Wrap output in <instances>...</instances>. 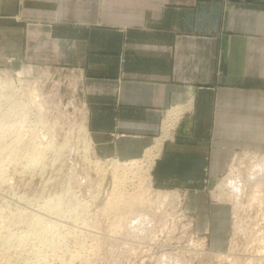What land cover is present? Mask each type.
<instances>
[{
	"label": "crops",
	"instance_id": "crops-1",
	"mask_svg": "<svg viewBox=\"0 0 264 264\" xmlns=\"http://www.w3.org/2000/svg\"><path fill=\"white\" fill-rule=\"evenodd\" d=\"M78 80L93 151L139 161L179 116L151 173L188 191L212 246L222 210L202 191L236 151H264V0H0V70ZM215 230V229H214Z\"/></svg>",
	"mask_w": 264,
	"mask_h": 264
},
{
	"label": "rangeland",
	"instance_id": "rangeland-1",
	"mask_svg": "<svg viewBox=\"0 0 264 264\" xmlns=\"http://www.w3.org/2000/svg\"><path fill=\"white\" fill-rule=\"evenodd\" d=\"M1 70L7 72L0 74V264H157L164 252L182 255L188 264L193 250L199 252L193 264H264V194L258 202L244 198L234 212L231 204L220 203L218 189L232 169L243 172L248 166L240 159L256 160L264 151H236L223 174L204 180L206 202L222 210L216 228L210 220V232L222 243L212 246L209 229L198 232L186 207L187 194L198 190L158 189L153 167L148 196L125 183L121 194L124 201L143 194L138 211L156 216L154 229L124 231L135 211L121 214L123 209L104 204L112 193L108 168L115 159L97 156L79 134L85 109L78 80L46 68ZM34 87L40 106L32 101ZM137 163L144 166L143 160ZM172 192L178 193L174 200L164 197Z\"/></svg>",
	"mask_w": 264,
	"mask_h": 264
},
{
	"label": "bare ground",
	"instance_id": "bare-ground-1",
	"mask_svg": "<svg viewBox=\"0 0 264 264\" xmlns=\"http://www.w3.org/2000/svg\"><path fill=\"white\" fill-rule=\"evenodd\" d=\"M6 72L7 71H5V70H0V74L3 73L5 76H6V74H5ZM30 91L31 90H29V92ZM31 93L33 94V95L32 94L31 95L33 96V99H34L32 101L35 102V103L36 102H39L40 103L41 102V99H40L41 96L39 95V91L37 90V87H34V89H33V91ZM38 99H40V100H38ZM38 106H40V105H38ZM178 118H179V116H177V117L176 116H170L168 118V120L166 122H164V125H163V136H164V139L158 140V142L155 145V147H153L152 149H150V150L147 151V153L145 155V160L143 159L144 166H142V168L139 169L137 167V165H138L137 160L138 159L137 160L129 161L127 164H124V162H123L122 165H124V166L121 165V161L114 160V162L108 168V169L111 170V174H112V186H113V188H112V193H111L110 197L108 199L106 197L107 201L104 204H106L109 208H112V210H115L117 208L116 210H119L120 211L119 208L123 209L120 212L121 214H125L127 212H129L131 214L133 211H135V212H133L135 214V216H133V217L131 216V221L130 222L126 221V225L127 226H126V228L124 227L125 228L124 231L130 229V231H132V232H137L136 234H138V233L143 234L145 231L146 232L148 231L147 228L152 229V231L154 229L153 227L156 224L155 223V217L156 216L154 215L155 216L154 217L151 214H148V212L146 213V212H143V211H138L139 209H142V207H139V205H140V202H141L140 200H141L143 194H141V195L138 194L139 193V191H138L137 195L135 194V196H133V197L132 196L131 197H128L129 199L126 200V201H124L123 200V197H122V194H121V189L124 186L123 183H125V184H128L131 187H138L139 190L146 192L145 194L147 196L150 194L149 191L151 190V175H150L151 168L153 167V163H154L155 159L157 158V156L159 154V150H160V147L162 145V141L164 142V140L165 141L166 140H169L172 137L173 130L176 127V123H177ZM85 124L86 123H85V119H84L82 121V123H81V125H80V127H79L78 130H79V134H82V136H84L85 138H87L88 144H90L91 141L87 137L88 133H87V128H86V125ZM90 145H88V147ZM63 148H65V147H63ZM244 160H247L249 162L248 166H246V168L244 169V171L243 172H236L235 169H232L231 172H230V174L218 186V189L220 190V193H221L220 196H219L220 203H222V204H229V205L231 204L233 206L234 212L237 210L238 206H240L241 201H243L244 198L252 199L253 202H258V201H261V198L263 197L262 194H264L263 193L264 192V155L259 156L258 159H256V160H251L249 158V156H247V159H240L239 160V164H242V161H244ZM139 161H141V159ZM118 163H120V164H118ZM241 167H244V166H241ZM122 179H124V180H122ZM132 179L137 180V183L138 184H136V183H135V185L132 184V183H134V182H132ZM130 182H132V183H130ZM175 193L172 192V194L171 195H168V196L166 194V196L164 195V197H167V198L169 197L171 200H174V198L178 196L177 195L178 193H176V194ZM138 197H140V199ZM160 198L164 199L163 196H157V199L158 200ZM222 206H224V205H222ZM106 207L104 206V208H106ZM108 207H107V209L109 211H111ZM104 212H106L105 209H104ZM126 218L124 220H126ZM121 224H123V223H121ZM113 226H115V225H113ZM121 226H123V225H121ZM115 227H113V228H115ZM121 228L123 230V227H121ZM239 228H240V226H239ZM155 229H156V227H155ZM115 230H116V228H115ZM114 233L115 232H113V234ZM144 235H146V234H144ZM144 235H141V236H144ZM133 236H134V233H133ZM133 236H131V237H133ZM141 236H140V238H141ZM148 236H149V234H148ZM134 237H136V235ZM140 238H139V240H140ZM134 239L135 238H133V240ZM136 239H137V237H136ZM145 240H147V239H145ZM138 242L140 243V241H138ZM129 243H131V242H129ZM124 248H126V247H124ZM187 254H188V252H187ZM190 254H194L195 255V259H193L191 257L192 258V261L190 263H188V264H193V262H195V260H198L199 259V257H197L198 254H199V252L193 250L192 252H190ZM220 255H222V254H220V253H216L215 254V256H220ZM180 256H181V258L177 257V255H174V253L164 252V253H162L157 258V262H158L157 264H187V263H184V261L182 259L183 258L182 255H180ZM221 258H223V257L221 256Z\"/></svg>",
	"mask_w": 264,
	"mask_h": 264
},
{
	"label": "built area",
	"instance_id": "built-area-1",
	"mask_svg": "<svg viewBox=\"0 0 264 264\" xmlns=\"http://www.w3.org/2000/svg\"><path fill=\"white\" fill-rule=\"evenodd\" d=\"M174 132H175V129L173 130V135H174ZM161 139H164V136H163V126H162V132H161V136H160V139L159 140H161ZM167 141H169V140H164V142H167ZM164 144V143H163ZM146 155V154H145ZM144 158H145V156H144ZM144 158H142L141 160H143ZM187 218H185V220H186Z\"/></svg>",
	"mask_w": 264,
	"mask_h": 264
}]
</instances>
